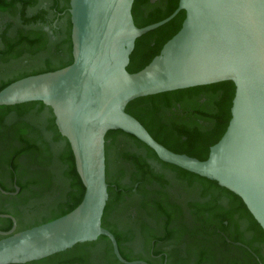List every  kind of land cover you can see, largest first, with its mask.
Segmentation results:
<instances>
[{"label":"water","instance_id":"95a60500","mask_svg":"<svg viewBox=\"0 0 264 264\" xmlns=\"http://www.w3.org/2000/svg\"><path fill=\"white\" fill-rule=\"evenodd\" d=\"M134 2L70 0L72 64L0 91V108L38 102L52 111L85 188L70 213L20 232L0 231V264L40 261L101 236L120 262L138 264L121 256L115 236L102 225L110 131L131 135L161 161L216 182L239 197L264 230V0H179L169 17L141 28ZM181 11L180 30L147 66L130 73L137 39ZM223 82L235 86L231 119L206 160L169 150L126 111L140 98Z\"/></svg>","mask_w":264,"mask_h":264},{"label":"flooded vegetation","instance_id":"af4514ba","mask_svg":"<svg viewBox=\"0 0 264 264\" xmlns=\"http://www.w3.org/2000/svg\"><path fill=\"white\" fill-rule=\"evenodd\" d=\"M5 1L8 3L10 0ZM42 1L14 0L7 7L0 3V12L25 5L26 14L27 8L36 6L38 2L40 5L39 10L27 16L22 24L14 25L6 17H0V51L8 43L23 48L33 41L32 47H45L30 57L22 52L10 61L0 59V73L23 69L42 60L49 63L40 68L22 70L8 80L56 70L69 62L63 51V40L71 20L70 0ZM165 4L166 0H143L137 13L145 18ZM57 45L62 49L60 52H56ZM148 45L153 46L154 42ZM26 54L28 57L24 56ZM54 59L58 61L51 64ZM221 84L169 92V105L157 113L155 121L171 130L205 132L209 125L207 115L214 112L212 102L223 93ZM29 104L6 110L0 108V231L4 233L20 232L49 222L54 216L21 224L33 212L58 211L72 191L66 177L61 184L57 183V188L48 189L47 201L38 207L29 204L27 189L36 186L26 183L29 152H16L14 141H18L19 136L30 140L32 133L44 132L50 124L53 127L52 120H55L48 107L41 108L38 104L30 108ZM53 129L57 135V127ZM188 139L187 135H180L167 144L172 149H181ZM116 140L112 138L106 144L113 143L112 148L117 150L129 148L127 156L116 164L121 163L119 178L123 182L119 184L118 180L112 181L110 177L107 181L109 188L119 191L123 199L107 210L102 225L115 236L120 254L127 262L264 264V230L246 206L244 208L249 214L242 208L243 202L239 197L237 200L223 189L185 175L182 172L185 170L161 161L142 142L136 144L127 138H119V143ZM115 153L117 159L118 152ZM36 178L42 180L44 176ZM3 237L0 235V240ZM28 264L124 263L115 256L110 240L101 236L96 241L77 244L62 253Z\"/></svg>","mask_w":264,"mask_h":264},{"label":"trees","instance_id":"16d2710c","mask_svg":"<svg viewBox=\"0 0 264 264\" xmlns=\"http://www.w3.org/2000/svg\"><path fill=\"white\" fill-rule=\"evenodd\" d=\"M0 3L3 5V7L8 6V3L5 0H0ZM142 3L143 0H135L133 6L134 20L136 25L140 28L157 23L169 17L177 9L179 0H166V4L163 8L155 9L145 18H141L139 16V13H137L139 5H141ZM184 19H185V12L181 11L168 24L137 39L135 50L133 51L130 57V64L127 68L128 71L130 73H135L142 70L145 66H147L153 60V58L160 53L165 43H167L180 30ZM71 31H72V23L71 20H69L68 29L66 30L65 38L63 40V44H64L63 51L66 53V58H69V62L66 61L67 63H64L60 68L56 70L67 67L71 65L73 62V56H72L73 46L71 39ZM152 41L154 42V45L149 46L148 44L151 43ZM33 43L34 42L32 41L30 46L23 47L21 49H19L18 46H14L8 43L5 46V48L2 51H0V59H3V61H8V60L10 61L11 58H15V56L20 55L22 52L35 54L37 50L40 51L42 48L45 49V47L43 46L42 48L32 47ZM59 46L60 45H57L56 52H60V50H62L61 48H59ZM61 62L62 61H60V63ZM56 70H49V71L41 72L39 74L52 72ZM34 75H38V74H34ZM28 76L30 75H24L19 78L2 81L0 85V91L6 88L11 83L26 78ZM221 86H223L224 88L223 93L219 97H217V99H214L212 102L214 105V112L207 115L206 120L209 121V125L207 127L208 129L205 132H197V131L182 132L180 130H171L164 126L159 125L158 122L155 121L154 117L157 116V113L161 109L166 108L169 105L168 96L170 93L159 94L155 96H149V97L137 99L128 104L126 111L132 116H134L136 119H138L158 142H160L162 145H164L171 151L179 154H186L188 156L197 158L199 160H206L209 156L210 148L213 145H215L217 142H219V140L222 138L231 119V107H232V100L235 94V86L232 82L222 83ZM38 104L40 105L41 108H44V105L38 102L30 103L29 105L31 106L30 108H33L36 107ZM1 109L6 110V109H10V107H1ZM52 124L53 127L56 128L54 124V120H52ZM180 135H187V137H189L188 141L183 146H181V149L170 148L169 145L167 144V141L173 140ZM57 137L60 140L64 141L66 144V151L64 157L68 160L69 163L68 169L66 171V177L68 179V183L70 184L72 191H70V193L68 194L67 196L68 199L65 202V205H63L60 208V212L54 214L53 215L54 217L50 221L60 218L70 213L75 208H77L79 204L82 202L85 193L84 185L76 170L74 155L71 150V147L67 142V140L63 138L58 132H57ZM118 137L127 138L133 143L141 144L138 139L122 131L108 132L106 136V141ZM111 147H113V143L106 144V158L108 161L107 177H109L110 175L109 153L112 149ZM120 151H121L120 156L122 158L123 157L125 158V156H127V153L124 150V148H122ZM182 172L185 175L191 177H197L209 185L223 189L229 194H231L233 198L239 200L236 195L220 187L216 182L198 177L186 171H182ZM108 191H109V200L107 202L104 217L106 215L107 210L110 207H113L115 203H119L123 199V195L119 191L112 188H109ZM241 206L245 210L243 203H241ZM246 212L247 214H249L248 211ZM103 222H104V218H103Z\"/></svg>","mask_w":264,"mask_h":264},{"label":"rangeland","instance_id":"374dc122","mask_svg":"<svg viewBox=\"0 0 264 264\" xmlns=\"http://www.w3.org/2000/svg\"><path fill=\"white\" fill-rule=\"evenodd\" d=\"M14 0H10L8 3ZM42 1V0H41ZM24 2V0H21ZM26 2V1H25ZM43 2V1H42ZM18 3V2H17ZM27 4V3H26ZM18 6V7H17ZM14 9L8 10L7 12H0V17H6L11 24H22L25 20L28 19L27 16L32 15L35 11L39 10L40 5L39 2L34 7H29L28 14H26L24 7L25 5H17ZM22 8V9H21ZM32 8V9H31ZM27 18V19H26ZM21 49V48H19ZM27 53V52H26ZM29 57H30V53ZM28 54L24 55L28 57ZM12 59V58H11ZM57 59L50 61L51 64H54ZM49 64L48 62H44L43 60L40 62H36L35 64L29 65L24 67L23 69H11L5 71L3 74L0 73V83L2 81L8 80L10 77L15 75L18 72L24 71L25 69H36L43 67ZM43 131H39V133H32L33 137L31 136L30 140H24L21 136L17 139L18 141H14V147L16 152L20 151H28L29 154L27 155L29 158V170L27 175V184L36 185L35 188H29L26 192V197L29 201V204L38 207L44 201H47L49 198L48 189L49 188H57V183L61 184L62 180L66 178V171L68 169V160L64 157L66 151V144L60 140L55 130L53 129L52 125L50 124V128ZM29 138V137H28ZM123 139L121 137L115 138L117 140ZM112 140V139H111ZM116 140V141H117ZM118 143L120 141H117ZM22 147V148H20ZM112 148V147H111ZM118 149V148H117ZM116 148H112L109 153V177L112 181H119V184L123 182L120 180L119 171L121 170V163L117 166V161L120 162L124 159L120 156L121 151L117 150ZM115 150V151H114ZM126 152H129V148H124ZM118 152L117 159H115L114 153ZM116 154V153H115ZM44 176V179L38 180L36 177ZM119 178V179H118ZM66 180V179H65ZM28 187V186H27ZM30 209V208H29ZM31 211L33 209H30ZM60 212L52 211V212H42L36 213L33 212L30 218L27 221L21 223L22 225L37 222L43 219L45 216L54 215Z\"/></svg>","mask_w":264,"mask_h":264}]
</instances>
